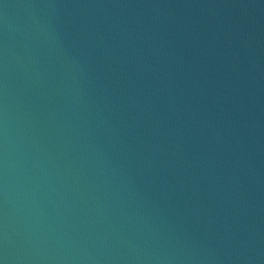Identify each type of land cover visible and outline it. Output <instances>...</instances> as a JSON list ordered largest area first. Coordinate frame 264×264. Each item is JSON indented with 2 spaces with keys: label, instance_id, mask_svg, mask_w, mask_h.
<instances>
[{
  "label": "water",
  "instance_id": "obj_1",
  "mask_svg": "<svg viewBox=\"0 0 264 264\" xmlns=\"http://www.w3.org/2000/svg\"><path fill=\"white\" fill-rule=\"evenodd\" d=\"M0 264H264V0H0Z\"/></svg>",
  "mask_w": 264,
  "mask_h": 264
}]
</instances>
